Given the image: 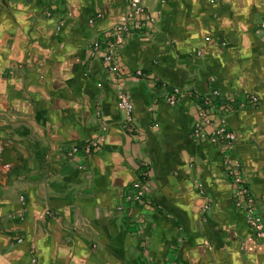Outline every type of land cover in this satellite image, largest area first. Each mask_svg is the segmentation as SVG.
I'll list each match as a JSON object with an SVG mask.
<instances>
[{
    "label": "crops",
    "instance_id": "obj_1",
    "mask_svg": "<svg viewBox=\"0 0 264 264\" xmlns=\"http://www.w3.org/2000/svg\"><path fill=\"white\" fill-rule=\"evenodd\" d=\"M128 1L0 0V264H264L222 150L192 136L212 89L258 98L227 122L264 216V0H144L114 74L89 49Z\"/></svg>",
    "mask_w": 264,
    "mask_h": 264
},
{
    "label": "built area",
    "instance_id": "obj_2",
    "mask_svg": "<svg viewBox=\"0 0 264 264\" xmlns=\"http://www.w3.org/2000/svg\"><path fill=\"white\" fill-rule=\"evenodd\" d=\"M144 0H129L125 11L117 17L115 24L110 32L104 34L102 38L92 42L89 49V57L100 59L102 64L110 73H118V54L120 47L135 27L141 21H150L147 9L143 5ZM51 17V14L47 15ZM96 19H101V14L95 15ZM95 19H90L89 23L94 24ZM60 26L56 31H60ZM141 71H136V76H141ZM180 92L177 88L172 89V93L166 98L170 105L177 103ZM118 106L126 114L127 120L130 119L132 107L129 102L128 94L122 87L118 89ZM196 119L192 128V136L195 140H205L210 145L219 147L222 150V164L226 175L232 185L233 205L244 218L245 224L251 230L253 237L257 241L264 240V216L257 207L255 197L244 176V168L236 155L235 133L229 129L227 115L229 109L234 104H239L240 108H253L258 104V98L254 94L242 95L239 99L230 96H223L216 89H212L207 96L201 97L196 103ZM96 146V145H95ZM92 146V147H95ZM5 144L0 140V174H6L11 166L1 162V155ZM82 152L89 153L90 146L85 147ZM80 153L75 147L71 150L70 156ZM146 174L141 173V178L132 184V191L127 196L129 203L143 199L149 190L146 182ZM23 201V198H20Z\"/></svg>",
    "mask_w": 264,
    "mask_h": 264
},
{
    "label": "rangeland",
    "instance_id": "obj_3",
    "mask_svg": "<svg viewBox=\"0 0 264 264\" xmlns=\"http://www.w3.org/2000/svg\"><path fill=\"white\" fill-rule=\"evenodd\" d=\"M100 14H101V13H100ZM101 15H102V14H101ZM86 23H87V19H86ZM123 115H124V118H125V115H126V114H125V112H124V111H123ZM2 158H3V157H2Z\"/></svg>",
    "mask_w": 264,
    "mask_h": 264
},
{
    "label": "trees",
    "instance_id": "obj_4",
    "mask_svg": "<svg viewBox=\"0 0 264 264\" xmlns=\"http://www.w3.org/2000/svg\"><path fill=\"white\" fill-rule=\"evenodd\" d=\"M140 178H141V176H140Z\"/></svg>",
    "mask_w": 264,
    "mask_h": 264
}]
</instances>
